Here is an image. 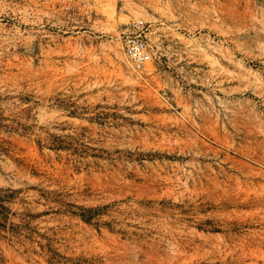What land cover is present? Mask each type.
Wrapping results in <instances>:
<instances>
[{"label":"rangeland","instance_id":"obj_1","mask_svg":"<svg viewBox=\"0 0 264 264\" xmlns=\"http://www.w3.org/2000/svg\"><path fill=\"white\" fill-rule=\"evenodd\" d=\"M0 264H264V0H0Z\"/></svg>","mask_w":264,"mask_h":264},{"label":"built area","instance_id":"obj_2","mask_svg":"<svg viewBox=\"0 0 264 264\" xmlns=\"http://www.w3.org/2000/svg\"><path fill=\"white\" fill-rule=\"evenodd\" d=\"M146 32L147 26L140 21L127 24L120 32L124 55L136 70H140L148 60Z\"/></svg>","mask_w":264,"mask_h":264}]
</instances>
